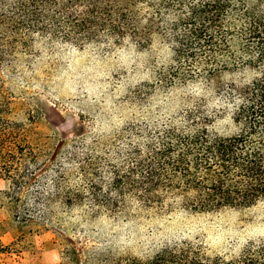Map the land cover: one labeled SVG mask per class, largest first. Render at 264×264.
Returning a JSON list of instances; mask_svg holds the SVG:
<instances>
[{"label":"rangeland","instance_id":"1","mask_svg":"<svg viewBox=\"0 0 264 264\" xmlns=\"http://www.w3.org/2000/svg\"><path fill=\"white\" fill-rule=\"evenodd\" d=\"M123 2L0 0V44L7 52L0 67V93L9 102V117L29 124L40 143L71 173L70 185L84 189L87 179L78 164L85 156L101 171L106 190L112 165L121 163L130 147L142 146L163 125L182 121L184 111L197 101L207 112L226 109L215 126L226 133L233 131V106L215 92L213 83L199 78L181 81L177 78L181 74L168 81L178 67L173 40L154 35L145 48H139L128 34L119 41L99 24L91 37L71 30L89 4L99 17L105 7L117 8ZM32 14L43 29H27L31 25L27 17ZM23 20L25 26L18 27ZM11 40H16L13 48ZM248 76L223 71L219 80L240 82ZM45 168L39 171L40 181L23 191L28 205L36 191L51 185L55 166ZM7 186L0 179V191ZM128 205L129 210L96 218L90 217L87 203L73 208L56 205L54 210L69 231L66 239L74 242L71 236L76 237L85 245L107 246L138 258L180 241L201 244L208 255L233 258L249 241H264V202L209 212L177 205L167 211H145L133 202ZM63 231L51 223L39 227L36 221L18 222L7 204L0 202L2 264H63L59 256Z\"/></svg>","mask_w":264,"mask_h":264},{"label":"trees","instance_id":"2","mask_svg":"<svg viewBox=\"0 0 264 264\" xmlns=\"http://www.w3.org/2000/svg\"><path fill=\"white\" fill-rule=\"evenodd\" d=\"M123 1L120 7H105L99 17L89 4L90 9L78 15L71 30L91 37V30L99 24L119 41L129 35L139 48H145L154 35L173 40L178 67L168 81L181 74L177 77L181 81L199 78L213 83L215 92L233 106V131L226 133L215 126L226 109L207 112L197 101L194 108L184 111L182 121L163 125L142 146L130 147L121 155V163L112 165L106 190L101 171L85 156L78 164L87 179L84 189L70 185L71 173L40 143L29 124L10 119L9 102L0 93V179L8 182L0 191V202L7 204L18 222L36 221L39 227L51 223L64 230L59 249L63 264H264L261 240L249 241L233 258L208 255L201 244L190 241L138 258L115 253L107 246L85 245L71 235L74 242L65 238L69 231L55 216L56 205L73 208L87 203L90 217L96 218L101 213L110 216L129 210L130 202L157 212L176 205L209 212L264 202V0ZM27 19L31 24L27 29H43L34 14ZM25 23L21 21L18 27ZM15 43L11 40L10 48ZM6 56L0 44V67ZM223 71L249 76L224 83L219 80ZM49 164L55 166L51 185L36 191L28 205L23 191L40 181L39 171ZM4 250L0 240V254Z\"/></svg>","mask_w":264,"mask_h":264}]
</instances>
